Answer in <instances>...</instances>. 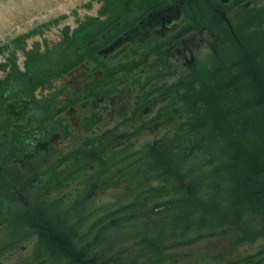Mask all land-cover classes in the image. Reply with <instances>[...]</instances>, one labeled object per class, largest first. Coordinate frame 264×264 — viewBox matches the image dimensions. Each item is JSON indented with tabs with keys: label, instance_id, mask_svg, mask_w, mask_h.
Listing matches in <instances>:
<instances>
[{
	"label": "flooded vegetation",
	"instance_id": "1",
	"mask_svg": "<svg viewBox=\"0 0 264 264\" xmlns=\"http://www.w3.org/2000/svg\"><path fill=\"white\" fill-rule=\"evenodd\" d=\"M77 12L35 19L31 29L42 24V34L47 24L57 40L28 47L22 27L9 42L0 36V224L21 221L23 209L48 205L72 182L96 192L100 180L81 167L94 169L107 149L112 164L114 149L144 130L149 144H166L168 126L182 128L183 85L199 77V65L215 64L212 72L229 81L233 70L256 80L264 71V0H102L91 15ZM92 143L98 154H87ZM63 162L70 179L57 183Z\"/></svg>",
	"mask_w": 264,
	"mask_h": 264
},
{
	"label": "rangeland",
	"instance_id": "2",
	"mask_svg": "<svg viewBox=\"0 0 264 264\" xmlns=\"http://www.w3.org/2000/svg\"><path fill=\"white\" fill-rule=\"evenodd\" d=\"M105 3L107 4V0ZM101 6L102 0H0V36L11 35L22 27L21 33L17 34L29 31L26 32L28 47L43 39L48 42L57 40L55 30L47 28V24L43 25L46 31L42 34L38 32L42 24L36 29H31L36 25L35 19L46 17L47 10L53 9H74L79 12V15L86 14L85 10H88V14L91 15ZM243 12H238V16ZM11 24L18 25L17 29L5 31L4 27ZM14 35L5 40L9 42ZM75 50L73 49L72 53ZM239 62L235 63L236 67ZM213 66L215 64L199 65V77L189 79L183 85V120L185 121L182 123V133H184L183 136L177 135L179 136L177 142L175 137L174 139L180 145L188 142L197 145L189 147L186 151L185 146H180L177 151L172 148L171 152V157L178 152L180 167L194 166L197 173L202 167L205 171V175L197 178L196 186H192V189L188 186L187 192L185 191L187 200H194L193 202L189 201L187 204L171 202L170 207L166 208L168 210L157 209L156 212L143 215L138 213V216L123 223V228L119 229V226L113 230L107 228L105 233H99L98 227L103 225V218H99L104 216L114 218L115 213L113 214L111 209L117 210L124 205H132L131 202L133 198H137L136 196H145L147 201L144 203L148 206H160L168 199V195H163V192H160V196L151 194L150 197L151 187L165 185L164 179H161L164 175L158 174L155 170L158 165H162L166 153H162L161 148L152 154L134 153L152 145L149 144L152 141L150 132L144 130L141 136H137L135 143L122 144L114 149L116 161L112 164L107 165L110 162L107 156L111 155L107 149L98 160L99 162H95L94 169H90L89 164L81 167L80 171L85 174L83 176L100 180L98 184L101 188H98L96 192L80 190L81 187H77L75 181L56 189L50 196L48 205L44 202L36 208L38 214L37 210L25 208L22 210L21 221L20 217L18 221H15L16 223L0 224V264H75L69 255L60 256L49 248L46 240L48 239L47 226L48 228L54 226L55 231L64 232L70 240L75 239L76 245H81V253L85 260L88 251H95L97 261L85 264H105V258L110 254L118 256V249H122L124 253L123 258L116 264H264V221L258 218L259 211L264 214V163L260 161L263 160V155L258 154L259 161L255 163L258 165L253 181L259 182L260 186L254 197L251 195L253 192L249 186L251 182L249 176L252 175L253 169L248 168L244 171L246 179L241 183L232 176L235 169L231 166L230 154L207 153V150L214 147L211 140L217 136L216 132L212 131L216 126L211 123L210 116L227 113V121H230L232 118L229 115L230 102L233 99L234 90L238 94H246H241L242 97L238 95L239 98L234 100H241L244 103L255 101L258 82L264 84V71H258V80H256L254 78L256 74L252 75L243 68L239 71L233 70L231 81L225 79L228 86L226 88L222 83L217 86L218 82H225V80L221 77L223 74L218 75L212 72ZM202 68L205 69L203 73ZM234 80L237 81L235 85H233ZM247 114L251 116L250 119H254L257 126H260L259 122L263 123L261 129L256 127L255 130L249 129V125L243 126L245 122L242 118L238 120L234 116L233 120L237 121V129L244 127L245 132L242 129L241 135L249 134L256 137L264 149L262 144L264 108L251 105ZM186 124H195L196 130L199 129L198 126H201V135L197 136V130L196 134L192 133L189 139L191 135L186 132L188 128ZM110 126L112 125L108 127ZM178 126L175 120L168 126V138L174 135ZM160 132H163V129H160ZM89 135L88 133V137ZM231 136L232 138L240 137L234 136L233 132ZM224 139L222 144L228 149V140H230L228 135ZM204 142L207 143V148L202 147L201 144ZM98 146L100 145L97 143L88 144L87 154H98ZM112 147L111 145L110 148ZM63 151L67 150L64 148ZM238 156L242 155L238 154ZM88 163L91 162L88 161ZM171 163L178 164L173 161ZM64 166L65 162L56 168L57 183L70 179L65 178L67 174H65ZM96 174L99 175L92 176ZM242 176L244 177V174ZM164 188L159 190L163 191ZM176 189L178 188H174L172 197L178 196L183 191L180 189L175 192ZM252 189L254 190L253 187ZM247 196H252L253 205L247 200ZM183 200L185 196L179 201ZM192 205L197 208H193ZM251 210L255 213L254 217L250 215ZM180 213L184 214V217H178L177 214ZM35 215L39 217L35 221H39L40 224H33ZM115 221L122 222L119 219ZM201 232L207 233L198 236ZM172 239L176 241H169Z\"/></svg>",
	"mask_w": 264,
	"mask_h": 264
},
{
	"label": "trees",
	"instance_id": "3",
	"mask_svg": "<svg viewBox=\"0 0 264 264\" xmlns=\"http://www.w3.org/2000/svg\"><path fill=\"white\" fill-rule=\"evenodd\" d=\"M236 80H234L233 85L236 84ZM218 83H222V85L224 86L223 81L218 82ZM238 89V87H237ZM258 89H260V86H258ZM234 90V89H233ZM222 91V90H221ZM239 92V91H238ZM242 93H237L235 90L233 91V99H231L230 102V111H229V115L230 117L232 116V118H230V121H227V113L224 114H220L217 116H210L211 117V123L213 125H215L216 127L213 128L212 131L216 132V138L212 139L211 141H213L211 144L214 145L213 148H211V150H207V153H211L213 155H217L219 153H225L226 155H231L232 159L230 161L231 166L233 169V177H236L239 182H243L246 178H245V170L248 168L253 169L252 175L249 176L251 179V182L249 184L251 190L252 187H256V186H260L259 182L257 181H253L254 176L257 174L256 170H257V165L255 164L259 161L258 159V154H262L263 155V160H260L264 163V149L260 146L259 142L257 141V138L254 136H250L249 134L246 136L241 135L243 132L242 129H244V127L242 129H237V121L233 120L234 116H236V118L238 120H241L240 118H242V120L245 122L243 124V126L245 125H249V129H254L255 127L256 129L259 128L261 129L262 126V122L260 123V126H257V124L253 121L254 119H250L251 116H249L247 113L250 111L251 105H253L254 107H263L264 108V95H260L259 93H257V98L256 100H252L249 101V103H244L241 100H234V98H239L242 97L241 96ZM245 93H243L242 95H244ZM239 95V96H238ZM246 95V94H245ZM240 101V102H239ZM224 104V103H223ZM243 105V106H242ZM245 105V107H244ZM248 111V112H247ZM188 126L186 132L188 134H192L194 133V135L196 134L197 130H198V137L201 135L202 133V127L198 126L199 129L196 130V125L194 124H186ZM233 132L234 136H240L239 138H232L231 134ZM245 132V129H244ZM184 133V132H183ZM182 133V136H183ZM226 135H228V138L230 140H228V149L225 148L224 144H222V141L225 140L224 137H226ZM192 137V135L189 137V139ZM171 142L166 143L165 145H151L146 149H141L138 150L136 153H140V154H145V153H155L157 149L161 148V152H165L166 156L163 158L162 160V165L161 166H157V169L155 170V172H158V174L160 175H165L166 179H167V189L164 191H160L158 190L156 187H151L150 190V197L151 194L156 196H160V194L163 192L164 194L168 195V199L164 202H162L163 204H161L160 206H148L144 203V201H147L146 197H138L137 198H133L132 200V205L127 204L124 205L123 207H119L117 210L111 209L113 211V214L115 213V216L112 217H101L99 219L103 218V225L99 226V233H105L107 228L109 230H113L114 228H116L117 226H119V229L123 228L122 224L126 223L129 219L133 218L134 216H138V213H140V215L145 214V213H150V212H156L157 209L164 211V210H168L166 208L170 207L169 204L171 202H185V204H187V202L189 201H194V200H187L185 193L187 192L186 189L187 187L191 186H196V180L197 178H199L202 175H205V171H203V168H199V172H196V168L194 166H179V154L178 152H175V156L171 157L172 155V151L173 149H177L180 146H185L187 148H185V151L189 148V147H195L197 144H193V143H183L182 145L177 144L175 142L174 138H171ZM205 139H203L204 141ZM262 144L264 146V136L262 138ZM175 143V144H171V143ZM204 144V145H203ZM201 144L203 148H207L208 145L207 143H203ZM173 148V149H172ZM238 154H241L242 156L239 157ZM157 160V158H155ZM161 161V160H160ZM171 161L173 162H177L178 164L174 165L171 163ZM255 164V165H254ZM153 172V170H151ZM237 171V172H236ZM244 174V177L242 176ZM262 186V185H261ZM174 188H178L175 190V192H178L180 189H182L183 191L176 197H172V192H174ZM255 189V188H254ZM186 191V192H185ZM161 192V193H160ZM255 192H253L251 195H253L255 197ZM182 194L185 196V200L183 201H179L181 199L184 198V196H182ZM170 195V196H169ZM249 195V192H248ZM252 197V196H251ZM139 198V199H138ZM135 200H137V202H135ZM247 200H249L250 202L252 201V199L250 198V196H247ZM195 201H199V200H195ZM135 202V203H134ZM144 203V205H142ZM193 208H197V206L192 205ZM172 209H174V207H171ZM178 217H184V214L180 213L179 215L177 214ZM116 219H119L122 222L119 221H115ZM50 227V226H49ZM207 232L204 233H200L198 234V236L200 235H205ZM47 238L46 239L48 241L49 244V248L52 249V251H56L57 253H59L60 256H63L64 254L69 255L70 258L72 259L73 262H75V264H85L86 262H90V261H97L98 257L94 255L95 251H91L87 253V258L86 260L84 259V255L81 253V245H76V241L75 239L70 240L69 238H67V236L64 234V232H58L55 231V227L51 226L50 230H48V226H47V232H46ZM194 238V237H192ZM186 239V238H185ZM169 241H176L175 239L169 240ZM82 249L85 250V248L82 247ZM118 256H114L113 254H110L109 256H107L105 258V264H107L108 262L110 264H116L118 261H120L123 258V253L124 251L122 249H118ZM121 264V263H119Z\"/></svg>",
	"mask_w": 264,
	"mask_h": 264
}]
</instances>
